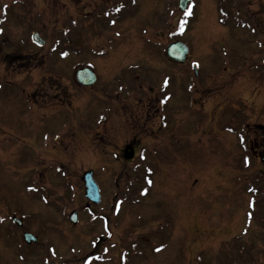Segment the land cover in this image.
<instances>
[{"label":"rangeland","instance_id":"1","mask_svg":"<svg viewBox=\"0 0 264 264\" xmlns=\"http://www.w3.org/2000/svg\"><path fill=\"white\" fill-rule=\"evenodd\" d=\"M20 1L0 0V264L264 262V0L251 3L260 11L244 12L249 22L237 18L250 24L260 18L255 32L236 29L234 7L223 14L219 0H189L174 29L148 27L141 32L150 41L133 37L118 55L111 43L114 50L97 59L109 92L118 91L117 102L139 115L136 88L159 76L149 66L162 67L172 38L188 44L190 59L200 63L197 80L211 77L201 110L190 101L191 65L179 69L175 136H167L170 120L152 137L141 133L129 161L108 143L94 142L92 125H76L96 109L94 91L78 90L74 79L83 61L95 60L93 35L84 29L82 58L74 45L60 46L78 38L81 0ZM82 1L88 10L92 0ZM33 32L46 46L31 41ZM13 51L22 57L4 62ZM120 109L101 107L99 123L115 125L119 117L122 124ZM88 169L100 188V213L83 208L80 178ZM73 209L79 211L74 225L68 220ZM23 231L37 242L25 243Z\"/></svg>","mask_w":264,"mask_h":264},{"label":"flooded vegetation","instance_id":"2","mask_svg":"<svg viewBox=\"0 0 264 264\" xmlns=\"http://www.w3.org/2000/svg\"><path fill=\"white\" fill-rule=\"evenodd\" d=\"M19 1L20 0H18V2ZM254 1L259 0H219L216 3H219L218 6L221 4L223 14H228L227 10H230L231 7H234V11L230 10V14H235L234 18L238 23H240L236 24V29L238 27L242 28L243 26V29L248 28L247 30H253V32H255V28L261 25L260 18L255 23L251 22L250 24L248 23V16L244 14V12L248 14L249 11H252L251 13H255V11L258 10L260 11V9H252L251 3ZM29 3L31 4V0L29 1ZM78 6L77 31L80 32L78 38L76 37L75 39H69V41L62 42L60 46L66 47L68 45H74V48L78 51L79 54H81L82 58L85 44L84 29L87 28L93 35V43L91 42L89 48L90 50H93L92 54L95 55V60H92L90 64L86 63L85 60L83 61L85 65L81 64L79 65V67L88 66L89 68H91L95 75V81L92 85L88 86H81L78 84L75 85L78 90L83 92L85 91V93L94 91V97H91V99L95 101L94 106L96 109L94 116L91 119L85 120L79 118L78 120H76V125L78 127H82L84 125L83 122H86V126L92 125L93 127L91 129V132L93 131V141L98 143H108V145H110V149L113 150L118 156L122 157L125 155L126 146L130 148L129 151L131 150L134 155H136V153H138L139 151L138 148L141 147V138L143 136L152 137L153 133L157 134L162 132V129L167 124V120H170L167 131H170L171 133V135L167 136L169 137L168 139H171L177 132V113H175V110L178 105L179 96L182 93L180 87L181 84L180 82H178V71L182 66L185 65L187 67L190 64L191 67H193L192 63L196 60L192 57L190 59V56H192L191 51L189 52L186 62H184L183 64H179L167 59L163 50V52L161 53L162 67L155 68L153 67V65L149 66L151 69L158 70L161 73H159V76H157V78L156 76L152 77L151 81L153 84L150 86H143L144 81H141L140 85L138 84L136 91L139 95L136 97L140 99V108L142 110L140 115L138 114L137 110H135L136 108H133L132 110L130 109L131 106L129 103L125 106L126 103H120L119 101L117 102L118 97L114 94V92L119 93L118 91H115L113 89L111 93L109 92V87L106 85V80H102L103 69L100 67L101 64L97 59H102V57H104L105 55V52L111 53V51L114 50V48L111 50V46L109 47L111 43L114 44L115 47L117 46L118 50L115 52V55H118V51L119 53L125 51V44L130 43L133 37L136 39V41H138V43L143 41L148 42V40L150 41L151 39L147 37V33L145 31L141 32V30H148V27L156 26V28L159 27V29L161 30H164L166 28L174 29L175 27H177L179 24L178 0H92L88 10H85L86 5H84V2L81 0V2L79 1ZM214 8L216 10H219L217 6ZM223 8H225L224 11ZM239 15H243L248 22H244L241 19L237 20V18H239ZM168 17L169 19H171L170 21H168ZM157 34H161V31H159ZM173 40L177 39L172 38L169 43ZM97 41L101 42V44H99V47H96L97 45H95ZM69 42L71 44H69ZM45 44H47L46 40L43 45L39 47L46 46ZM96 48L99 49L96 50ZM51 50H53V45L51 47ZM17 52L13 51L11 54H6L4 56V62H6V57L9 56H11L10 59H13V57H22V55H19V53ZM28 56V59L31 62V54L28 53ZM112 56L113 60H115L114 52L112 53ZM226 58L229 60L228 57ZM12 62H14V60H12ZM127 66L128 68H130L129 64ZM199 66L200 63H197V74L194 75L193 73L196 78H193V82L191 83L192 86L190 87L192 93H190L189 95L190 101H195V103H197L198 105V108L203 110V108L205 109V107H203L204 101L209 98L207 85H209L208 82L210 81L211 77L208 75L203 79L199 78L197 80V77L199 75ZM125 73L129 76H131L132 74V72ZM134 73L137 74L135 71ZM133 88H135V86ZM88 89L91 90L87 91ZM61 93H64L66 98L67 86H64L62 88ZM65 98L64 102L66 103L68 98L66 100ZM88 103L90 102H87L85 104ZM101 107L106 109L107 112L108 110L112 111V109L116 111L119 107H122V109L120 110H122V113L124 112L126 120L122 124H120L121 119H119L118 117L117 120L115 119V125L112 123L109 125L103 124V122L105 121L100 124L98 113ZM165 117H167V119ZM104 118H107V116L105 115ZM141 119L144 120V122L142 123V127L137 124L139 120L141 121ZM100 126H104L103 129L99 130ZM121 131L123 132V135H121L122 138L120 140H123V143L120 146H117L114 142L118 140ZM141 133L144 134L140 138L139 135ZM116 147L117 149L115 150ZM100 200H102V198ZM100 202L98 204H93L86 200L83 208H85V210L100 213V211H97L99 209L98 206L100 205ZM73 210H76L77 213H79L77 209ZM81 211L82 209H80V212ZM243 264H264V262L254 261L249 263L246 262Z\"/></svg>","mask_w":264,"mask_h":264},{"label":"water","instance_id":"3","mask_svg":"<svg viewBox=\"0 0 264 264\" xmlns=\"http://www.w3.org/2000/svg\"><path fill=\"white\" fill-rule=\"evenodd\" d=\"M187 2L188 0H179L178 6L180 10L185 9ZM31 39L39 45H42L44 43V41L39 37L37 32L32 33ZM165 54L166 57L172 60L173 62L183 63L187 58L188 47L182 41L176 40L167 45ZM75 77L81 85H90L95 81L94 73L89 68L86 67L77 69L75 72ZM129 149L130 148L128 146L125 147L124 157L126 159H130L133 157V153L131 152V150L129 151ZM81 179L84 185L85 198L91 200L94 203H98L100 199V193L97 182L93 175V171L92 170L85 171ZM69 220L72 223H75L77 221V213L75 211H72L70 213ZM14 221L17 224L21 223V220L18 217H14ZM23 239L26 243H31V242H35L37 240V237L30 232H24Z\"/></svg>","mask_w":264,"mask_h":264}]
</instances>
